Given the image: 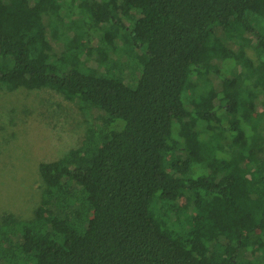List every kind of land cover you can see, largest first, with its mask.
Instances as JSON below:
<instances>
[{
    "label": "trees",
    "instance_id": "obj_1",
    "mask_svg": "<svg viewBox=\"0 0 264 264\" xmlns=\"http://www.w3.org/2000/svg\"><path fill=\"white\" fill-rule=\"evenodd\" d=\"M19 88L91 125L0 215V264H264V0H0Z\"/></svg>",
    "mask_w": 264,
    "mask_h": 264
},
{
    "label": "rangeland",
    "instance_id": "obj_2",
    "mask_svg": "<svg viewBox=\"0 0 264 264\" xmlns=\"http://www.w3.org/2000/svg\"><path fill=\"white\" fill-rule=\"evenodd\" d=\"M243 53L257 64L252 49ZM90 125L76 104L54 91L0 90V215L11 212L32 219L42 186L39 164L63 157Z\"/></svg>",
    "mask_w": 264,
    "mask_h": 264
}]
</instances>
